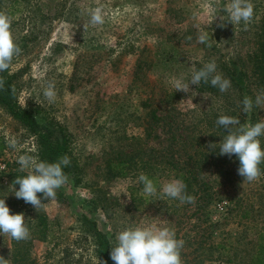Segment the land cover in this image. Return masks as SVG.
Instances as JSON below:
<instances>
[{
	"label": "rangeland",
	"instance_id": "rangeland-1",
	"mask_svg": "<svg viewBox=\"0 0 264 264\" xmlns=\"http://www.w3.org/2000/svg\"><path fill=\"white\" fill-rule=\"evenodd\" d=\"M228 2L0 0L22 49L9 68L18 103L63 127L72 161L68 183L57 190L62 198L23 212L25 221L39 213L49 223L47 239L33 237L35 264H99L93 229L115 246L122 229L148 225L174 229L185 242L183 264H264V163L256 181H244L238 157L219 154L226 132L216 124L220 115L241 124L264 119L259 107L242 111L241 92L227 75L235 64L242 68L241 60L250 69L246 56L259 46L264 0H252L247 26L221 21ZM97 7L105 22L91 25L89 13ZM205 30L211 47L197 42ZM211 60L231 81L226 92L203 82L188 93L175 91L171 77L190 80L193 68ZM49 81L55 82L54 103L43 96ZM251 83L248 96L255 100L263 89ZM259 139L264 148V136ZM0 140V170L8 163L20 168V155L40 160L37 137L2 106ZM122 160L121 175L115 164ZM141 173L154 181L157 195L143 193ZM180 173L191 178L195 204L159 192ZM1 193L15 196L11 188ZM3 245L10 247V240Z\"/></svg>",
	"mask_w": 264,
	"mask_h": 264
},
{
	"label": "clouds",
	"instance_id": "clouds-1",
	"mask_svg": "<svg viewBox=\"0 0 264 264\" xmlns=\"http://www.w3.org/2000/svg\"><path fill=\"white\" fill-rule=\"evenodd\" d=\"M224 11L227 13V20L221 16V21H228L233 25L243 22L247 26L254 17V4L252 0H229ZM89 15L91 25H102L105 22L103 11L99 7L91 10ZM11 23V17L6 12L0 11V73L9 70L13 59L22 52L15 42ZM220 26L223 27V23ZM211 40L213 39L206 30L200 32L197 37V42L207 47L212 46ZM201 82L210 83L221 93L231 87V81L218 72L215 60L204 63L199 69L193 68L190 80H185L183 75L170 78L175 91L185 93L190 91V85L199 86ZM5 83L3 77H0V91L5 90ZM43 96L49 103L55 102L57 92L54 81H49L44 87ZM242 106V111L246 114L251 112L254 106L264 109V90L255 96V100L245 96ZM216 124L222 126L226 132L219 143V154L236 155L240 162L238 174L244 177V181H256L261 176L259 166L264 163V148L261 147L259 139L264 136V119L255 124H241L238 117L220 115ZM215 145L211 144L209 147L215 149ZM17 163L20 165L19 171L26 174L16 176L13 181L15 197L31 204L37 211L45 205L42 198L48 201L54 199L57 190L69 181V176L63 171L71 164V159L67 155L58 158L55 162L38 161L31 155H20ZM138 180L143 184L145 195H157V186L147 174L141 173ZM15 185H19L18 190ZM186 188L182 179H172L163 183L159 192L162 197L176 199L180 204H195V197L188 194ZM38 193L42 194V197L38 196ZM0 235L10 236L17 242L26 241L31 235L25 223L24 213L10 214L4 198H0ZM184 243L182 239L176 238L174 229L168 227L128 226L116 236V244L111 247L110 255L115 264H183L181 251ZM0 264H11V262L9 258L0 256ZM99 264H106V261L99 260Z\"/></svg>",
	"mask_w": 264,
	"mask_h": 264
},
{
	"label": "trees",
	"instance_id": "trees-1",
	"mask_svg": "<svg viewBox=\"0 0 264 264\" xmlns=\"http://www.w3.org/2000/svg\"><path fill=\"white\" fill-rule=\"evenodd\" d=\"M258 42V48L253 49L246 56V60L249 62L250 69L247 68L245 60H241V64H244L242 68L235 64L234 69L229 68V71H227V75L232 81V86L241 92V106L244 97L250 95L253 91L251 89V82L255 81L257 87L264 90V29L262 35L259 37ZM250 72L252 75H249ZM0 77H3L6 82L5 90L0 91V106H2L8 113H10L22 125L27 127L30 132H32L33 135L37 137L40 160L55 162L58 160V158L64 155L69 156L68 138L63 127L53 120L45 121L44 119H38L31 109L26 107L23 108L18 103V93L16 87L14 86V77H16V74H10L9 70H7L3 73H0ZM255 107L256 106L253 108ZM253 111L250 113H254ZM151 114L153 122H156L160 119L155 110H152ZM252 117L253 119L255 118L254 114ZM245 122L246 120L243 121V123ZM4 151L5 146L0 140V156L5 154ZM125 163V160H122L115 164V167L121 168L119 169V174L121 175L126 173V171L122 170L125 167ZM71 165L72 164L63 169L66 174L71 170ZM177 165L178 164L176 163V166ZM25 174V172H20L19 168H13L9 165V163L6 164V168L0 170V189L6 188L7 190L11 188L13 192V181L16 179V176H23ZM178 178L183 180L187 186L186 191L188 194H190L189 191H191L192 186L191 178L184 173L178 174ZM15 188L18 190L19 185H15ZM38 196L42 197V194L38 193ZM56 196H60L59 198L61 199L63 194L57 191ZM0 198L5 199V202L10 209V214H15L18 212L23 213L24 211L29 213L33 207L31 204L25 203L23 199H18L15 196L6 197L1 193ZM42 202H46V199L42 198ZM25 223L31 233L30 239L17 242L7 235H1L0 237V256H3L5 259L9 258L11 264H35L36 262L31 256L32 242L34 240L33 237H37L40 240H45L48 237L49 223L47 221L46 215L37 213L35 218H30L28 221H25ZM93 230L98 260L106 261V264H115L110 255L111 247H113V245L108 239L107 235L98 229ZM8 240H10V247L3 245L7 244Z\"/></svg>",
	"mask_w": 264,
	"mask_h": 264
}]
</instances>
